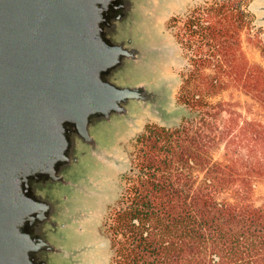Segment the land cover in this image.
Masks as SVG:
<instances>
[{"label": "trees", "instance_id": "16d2710c", "mask_svg": "<svg viewBox=\"0 0 264 264\" xmlns=\"http://www.w3.org/2000/svg\"><path fill=\"white\" fill-rule=\"evenodd\" d=\"M247 6L202 0L170 20L188 65L177 95L184 116L136 137L126 190L105 224L111 264H264V205L251 200L264 182V123L239 125L231 103L212 101L237 87L264 110V69L243 49Z\"/></svg>", "mask_w": 264, "mask_h": 264}, {"label": "water", "instance_id": "95a60500", "mask_svg": "<svg viewBox=\"0 0 264 264\" xmlns=\"http://www.w3.org/2000/svg\"><path fill=\"white\" fill-rule=\"evenodd\" d=\"M146 7L143 0H0V264H37L45 243L30 228L50 208L30 182L57 181V166L70 153L67 134L92 143L87 124L116 115L134 125L132 102L165 124L184 115L182 106L168 111L165 80L152 88L118 86L110 77L124 64H154L151 52L153 61L174 57L161 41L146 48L115 38L117 24ZM254 10L264 23V4ZM132 15L123 27L135 26ZM154 90L168 97L163 110Z\"/></svg>", "mask_w": 264, "mask_h": 264}, {"label": "rangeland", "instance_id": "374dc122", "mask_svg": "<svg viewBox=\"0 0 264 264\" xmlns=\"http://www.w3.org/2000/svg\"><path fill=\"white\" fill-rule=\"evenodd\" d=\"M143 1L147 4L146 9L137 15L130 14L122 25L117 24L115 38L122 42L131 39L132 44H140L146 48L156 46L161 41L172 45L175 55L172 57L166 54L153 61L151 52L147 61L150 59L154 64L148 67L131 63L124 67V64L110 72V77H113L118 86L145 82L152 88L165 80L170 94L168 111H177L181 107L177 95L188 65L182 50L172 37L169 24L173 17L184 16L202 0ZM262 4L264 0H248L247 10L251 24L243 33L242 42L250 63L258 64L264 69V23L259 21L261 14L254 10L255 6ZM147 9L150 10L146 11ZM131 15L134 20L137 18V23L130 29L123 27L128 24ZM106 78L109 79V74H106ZM154 92L158 93L156 90ZM158 94L160 109L163 110L168 97L163 92L162 95ZM212 101L231 103L230 109L238 115L239 125L247 119L264 123V110L237 87L219 92ZM132 104L133 113L137 114L134 125L129 126L125 118L117 115L109 121L94 118L87 124L92 143L75 134H67L70 138L69 160L61 161L57 166V181L30 182L32 189L37 190V196L58 200L52 203L44 198L49 201L47 204L50 211L46 212L43 222L30 228L32 234L40 236L45 243L36 255L37 264H111L113 250L105 224L126 190V177L131 175L136 137L148 124L175 127L184 116L178 114L170 124H165L147 111V105L137 102ZM224 153L223 144L212 151L213 158L217 161L224 158ZM101 157H111L114 163L117 160L120 164H108ZM40 190L41 194L38 193ZM251 200L257 206L264 205V182L256 184Z\"/></svg>", "mask_w": 264, "mask_h": 264}]
</instances>
